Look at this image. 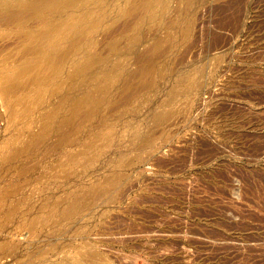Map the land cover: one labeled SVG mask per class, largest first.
<instances>
[{"label": "rangeland", "instance_id": "obj_1", "mask_svg": "<svg viewBox=\"0 0 264 264\" xmlns=\"http://www.w3.org/2000/svg\"><path fill=\"white\" fill-rule=\"evenodd\" d=\"M56 23L64 58L0 97V264H264V0L39 7L0 65Z\"/></svg>", "mask_w": 264, "mask_h": 264}, {"label": "bare ground", "instance_id": "obj_2", "mask_svg": "<svg viewBox=\"0 0 264 264\" xmlns=\"http://www.w3.org/2000/svg\"><path fill=\"white\" fill-rule=\"evenodd\" d=\"M71 1L72 0H0V19H18L39 7L66 4ZM54 31L59 32V35L54 38V43L60 44L70 35L69 29L63 27L62 23L52 24L50 27L32 35V43L25 47L23 52L19 54V60H2L0 65V97L1 101L6 103L9 111H11V101L26 91L32 84H37L42 80L48 72L49 65H51V67H49L50 71L53 72V57L55 60L54 66L56 67L59 60L66 55L65 50H56V47L53 48ZM47 36H51V42L47 45L45 55L36 60H29V52L39 51L42 47L43 40ZM79 38V35H75L72 41L76 42ZM21 58L23 60H21ZM90 62L91 59H88L79 64L78 70L84 69L90 64ZM91 95V93H87L84 97L76 98L73 102L72 109L75 111L86 104L90 101ZM50 118H53V111L47 116L39 130L30 132V134L23 139L20 146L17 147L16 152L18 154H29L36 149L38 144L46 137L47 132L49 131L48 125L50 123Z\"/></svg>", "mask_w": 264, "mask_h": 264}]
</instances>
